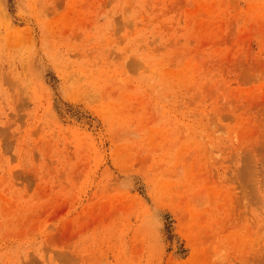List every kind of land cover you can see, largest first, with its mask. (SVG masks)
<instances>
[{
  "label": "rangeland",
  "instance_id": "obj_1",
  "mask_svg": "<svg viewBox=\"0 0 264 264\" xmlns=\"http://www.w3.org/2000/svg\"><path fill=\"white\" fill-rule=\"evenodd\" d=\"M0 264H264V0H0Z\"/></svg>",
  "mask_w": 264,
  "mask_h": 264
}]
</instances>
